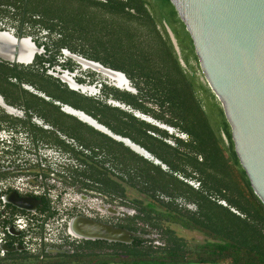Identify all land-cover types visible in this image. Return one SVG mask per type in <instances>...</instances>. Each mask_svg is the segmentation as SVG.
Instances as JSON below:
<instances>
[{"label": "flooded vegetation", "instance_id": "flooded-vegetation-1", "mask_svg": "<svg viewBox=\"0 0 264 264\" xmlns=\"http://www.w3.org/2000/svg\"><path fill=\"white\" fill-rule=\"evenodd\" d=\"M32 4L0 0V30L29 37L43 50L26 64L0 58V96L16 110L0 107V264H123L174 247L173 235L204 239L168 216L213 230L240 214L238 168L223 147L219 117L203 106L205 127L176 120L170 110L129 106L126 90L71 56L89 59L66 24L32 11ZM47 19L53 29L43 26ZM219 154L225 164L214 160ZM88 222L128 236L115 241L71 232Z\"/></svg>", "mask_w": 264, "mask_h": 264}, {"label": "trees", "instance_id": "trees-1", "mask_svg": "<svg viewBox=\"0 0 264 264\" xmlns=\"http://www.w3.org/2000/svg\"><path fill=\"white\" fill-rule=\"evenodd\" d=\"M90 2L33 0L31 9L50 12L64 22L66 28L71 30L67 31L68 36L73 35L80 41L78 50L75 46L71 49L125 73L137 93L124 91L122 97L133 108L170 110L176 120L190 118L202 125L206 119L203 120V104L197 92H207L210 100L217 104L216 110L221 117L220 128L226 136L223 147L232 165L238 168L239 197L236 204L240 214H232L234 218L230 220L231 225H228L229 219H224L211 230L205 225L200 227L187 224L177 217L168 216L190 230L199 231L204 239L193 243L173 235L174 247L150 254H138L129 257L123 264H264V205L254 194L240 166L222 108L209 87L197 80L198 73L202 78L203 75L191 38L174 6L170 0ZM49 20L42 21V24L45 28L53 29V24H46ZM23 22L19 20V23ZM166 24L174 33L185 67L179 62L167 34ZM64 44L69 47L66 41ZM187 54L191 55L195 66L187 64ZM176 120L172 124L179 125ZM189 122L187 127L193 124L191 120ZM186 126L181 127L187 130ZM205 127H208L206 123ZM200 130H203V126ZM221 157L219 154L214 160L225 164L226 160H221Z\"/></svg>", "mask_w": 264, "mask_h": 264}, {"label": "water", "instance_id": "water-1", "mask_svg": "<svg viewBox=\"0 0 264 264\" xmlns=\"http://www.w3.org/2000/svg\"><path fill=\"white\" fill-rule=\"evenodd\" d=\"M188 32L204 81L215 96L229 125L234 152L254 194L264 205V0H170ZM166 31L179 62L177 40L171 28ZM29 37H17L0 30V58L28 63L40 53ZM85 68L102 74L119 89L136 94L122 71L100 62L71 55ZM77 89L73 82L68 83ZM82 88V87H81ZM117 106H121L116 104ZM0 107L16 110L0 96ZM89 124L100 128L86 116L71 110ZM146 120H149L145 118ZM144 157L141 148L124 140ZM71 232L82 238L122 240L127 233L99 223L88 222Z\"/></svg>", "mask_w": 264, "mask_h": 264}, {"label": "rangeland", "instance_id": "rangeland-1", "mask_svg": "<svg viewBox=\"0 0 264 264\" xmlns=\"http://www.w3.org/2000/svg\"><path fill=\"white\" fill-rule=\"evenodd\" d=\"M187 58L189 59L188 62H187V64L190 63L191 66H195V62L193 60H191L192 59L191 55L187 54ZM184 66H185V62H184ZM190 71L194 73V71L192 69H190ZM196 77H198L197 78L198 81H201L202 83H204L203 85L207 86L205 84L204 79H202V77H200L199 73H198V75ZM197 96L200 99V101L202 102L203 106H205L206 109L209 108L210 110H212L214 112V114H216L219 117V121H221V117L219 116V113L216 110L217 109V107H216L217 104L215 103L214 100H210V97H209L208 93L207 92H201V91H199V92H197ZM190 236H191L190 234H187L186 235L187 238H190Z\"/></svg>", "mask_w": 264, "mask_h": 264}]
</instances>
